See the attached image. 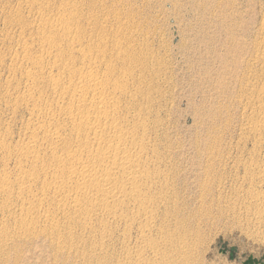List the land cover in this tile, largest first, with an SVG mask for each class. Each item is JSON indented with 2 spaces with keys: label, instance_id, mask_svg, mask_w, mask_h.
Returning a JSON list of instances; mask_svg holds the SVG:
<instances>
[{
  "label": "bare ground",
  "instance_id": "6f19581e",
  "mask_svg": "<svg viewBox=\"0 0 264 264\" xmlns=\"http://www.w3.org/2000/svg\"><path fill=\"white\" fill-rule=\"evenodd\" d=\"M124 5H115L116 29L110 25V30L117 38L108 47L104 37L109 29L95 41L97 26L91 28L94 35L89 37L88 28L81 27L73 17H48L38 9L33 43L41 52L31 53L24 42L11 57L13 66L31 62L36 70L21 72L22 92L10 101L16 104L14 107L26 104L29 115L25 124L22 122L24 130L15 146L8 142L12 132L10 127L1 126L0 117L4 128L0 127V264H6L3 262L11 257L9 251L19 240L30 239L36 228L48 230L51 244L64 248L63 254L69 259L75 257L76 262L78 258L81 264H194L199 258L202 229L217 225L225 215L227 188L232 190L218 181L212 191L208 179L214 167L209 161L202 165V176L196 181L197 203L191 206L189 198L180 200L184 193L178 197L179 184L170 153L167 158L171 160H166L159 149L168 138L160 112L169 107L173 69L169 70L168 63L151 47L148 8L144 12ZM260 23L264 41V20ZM256 44L255 51L260 55L249 59L262 64L264 48L261 40ZM248 71L244 85L252 86L258 74ZM44 88L47 95H43ZM44 96L47 99L42 101ZM259 128L257 124L254 130ZM255 134L253 146H260V134ZM232 181L229 184H236Z\"/></svg>",
  "mask_w": 264,
  "mask_h": 264
},
{
  "label": "rangeland",
  "instance_id": "374dc122",
  "mask_svg": "<svg viewBox=\"0 0 264 264\" xmlns=\"http://www.w3.org/2000/svg\"><path fill=\"white\" fill-rule=\"evenodd\" d=\"M126 1L0 0V93L2 91L0 97L3 99L4 96L3 100L0 98L4 101L0 100L2 102L0 103V117L2 119H0L2 120L1 126L5 128L6 125L7 128L10 127L9 129H11L12 133H9L11 136L8 142L13 146L18 143L19 135L24 130L23 125L29 117L28 111H26L27 108L25 107L26 104L24 105L23 103L14 107L16 104L13 102L11 104L10 101L15 98L18 92H22L24 81L21 77V72L24 70L34 71L36 70V66L31 62V64L29 62V64L18 63L13 66L10 61L14 53L20 51L19 48L24 42L28 44L31 53L36 54L41 52L36 43H33L36 40V31L38 29V25L36 26V10L40 9L44 16L48 17H73L74 21H78L81 27L88 28L89 37L93 34L92 31L94 30L92 29H96L97 26L98 28L94 32L95 35L93 34L95 38L92 39L97 41L98 38L103 37L105 32L107 33L108 29L110 30L113 26V29H116V24H113L115 23L116 11L121 5H124L123 2L125 4L128 3L124 7H139L144 12L148 8L146 15L148 14L147 16H149L147 17L148 24L151 22L147 25H151V27H148V35H151L150 42L151 44L153 43L151 47L153 50H157H154V52L161 60L166 61V64L168 63L169 70L173 69V71L171 70V78H173V80L171 79L172 87L170 89L171 92L169 91L168 99L170 101L171 98V102L167 101L170 109L167 107L160 112L161 120H164L163 124L169 123L167 127H165L166 124L164 125V130L167 131L166 137L171 142L164 139L159 149L166 155V160L171 158V163L174 164L172 167L174 168V172H176V185L179 184L177 185L178 197L180 199L182 196L180 200L184 199L186 201L189 198L188 201L193 203H190L191 206L197 203L198 195L196 194L199 191L197 182L198 178L202 176L201 167L209 162L214 167L208 179L209 184L212 185L210 187H213L212 191H214L218 181L229 185V188L232 190L230 191L227 188L229 198L225 203V210L223 211L226 217L224 215L223 220L221 219L217 225L209 229L204 228L206 230L202 229V239H204H201V246L198 248V251H200L198 253L199 258H197L198 260L194 264L198 261L197 264H264V63L258 64L254 62V58L260 55L255 51V49L257 50L255 48L257 47L256 43H259L261 40L262 50L264 48L260 23L264 20L262 18L264 15V0ZM117 2L120 5L115 4ZM141 4H146L148 7L146 5L143 7ZM203 4L205 7H203ZM97 21L101 24L100 31L98 30L100 24ZM91 22H94V24H90ZM153 24H156V26ZM91 25L95 26L91 27ZM102 25L103 28H101ZM89 26L90 29L92 28L91 30ZM156 28L158 29L157 31L155 30ZM113 29L108 31V34L111 36L104 37L107 47L113 43V38H117V36L112 35ZM150 30L157 35L153 34ZM111 31L112 33L110 34ZM46 32L47 35L48 31L46 30ZM88 34L86 33V35ZM152 35L153 39H151ZM253 42L254 47L252 45ZM157 46L159 48H155ZM167 48L168 50H166ZM251 49L254 50L251 51ZM165 53L167 54L166 56ZM249 57L254 60H250ZM248 65L252 66V68ZM261 67L262 69H260ZM248 70H254V72L256 71L260 75H257V79H254L252 81L253 85L250 86L249 84V87L246 84L244 85ZM243 73L246 74L243 75ZM242 86L243 88L245 86L243 91ZM44 89L43 95H47V88ZM208 90L211 91L209 92ZM5 94L6 97L8 95L11 98H6ZM35 97V100H37L36 95ZM45 99H47V96L41 98L42 101ZM6 103L10 104L11 108ZM14 108L16 109L15 111ZM167 109L170 111H167ZM257 124L260 125V128L254 130ZM3 127L0 129L4 130ZM259 130L260 132H258ZM253 134H260V146L259 144L258 146H253ZM170 144L173 145L168 149L171 146ZM164 145H166V148ZM162 146L164 147L162 148ZM168 152L170 156H168ZM167 156L170 158L168 159ZM173 160H175L176 165ZM201 161L205 163L203 164ZM177 163H179L180 168L177 167ZM223 164L226 165L223 167L224 175L222 176L221 170ZM176 170L180 171V173ZM182 170L185 172H182ZM178 175L180 180L177 177ZM185 178L189 181L185 180ZM181 179L185 180L182 181V185H180ZM230 179H234V181ZM231 181L236 184H229ZM187 195L191 197H187ZM191 198L196 199V202ZM33 216L36 219L39 217L37 215ZM38 229L41 230L42 228L34 229V233L32 232L33 236L30 235L31 240L28 239L29 236L23 238L24 240H19L16 245L17 247L15 246L9 251L11 257L7 259L8 261L6 260L7 262L4 261L3 263L73 264L75 262V264H81L78 258L76 262L75 257L74 259L70 256L72 259H69V256L63 254L64 248L60 250V248L51 244L53 242L47 236L48 230L43 229V231L41 230L42 233ZM34 234L36 237H34ZM160 264H164V262Z\"/></svg>",
  "mask_w": 264,
  "mask_h": 264
}]
</instances>
